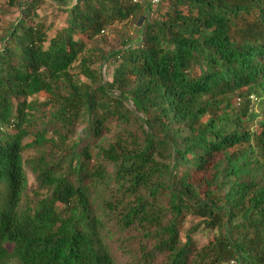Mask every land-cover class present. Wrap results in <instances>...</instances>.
Masks as SVG:
<instances>
[{
    "label": "trees",
    "instance_id": "obj_1",
    "mask_svg": "<svg viewBox=\"0 0 264 264\" xmlns=\"http://www.w3.org/2000/svg\"><path fill=\"white\" fill-rule=\"evenodd\" d=\"M143 1L6 0L0 264H264V0Z\"/></svg>",
    "mask_w": 264,
    "mask_h": 264
},
{
    "label": "rangeland",
    "instance_id": "obj_2",
    "mask_svg": "<svg viewBox=\"0 0 264 264\" xmlns=\"http://www.w3.org/2000/svg\"><path fill=\"white\" fill-rule=\"evenodd\" d=\"M25 1V0H24ZM30 1V0H26ZM74 1V0H72ZM139 3L143 2V0H137ZM151 8L153 9L152 15L157 14L159 10H163V5L161 3H155L154 0L150 1ZM61 6L58 2V0H44V3L41 7L40 14H43L47 18V22L52 24V33L53 31L61 28L63 26V22L61 19V14H57V17H55V11L60 9ZM62 9V8H61ZM0 10H4L5 13H0V31L2 28L6 27L8 23L12 22L17 18L18 16V11L16 10L15 7H9L6 0H0ZM135 28L134 22L131 20H128L125 23L122 24H117L113 28L109 29L105 33L101 34L93 44H90L89 47H95L97 51H94L93 53V61L95 63L92 65V68L98 71L102 77V80L104 82H109L110 81V76L108 73V68L102 62L99 60L100 59V54L107 55L108 53L118 50L123 46V43L126 38L131 36L133 30ZM237 104V102H235ZM130 108V106H128ZM30 139H27L26 141L28 142ZM33 156V151L28 150L24 153V157H32ZM28 177V195L29 198L31 199L33 197L34 192L37 191V186L34 182L33 176L31 173H27ZM189 227V223H186L183 226V229H187ZM211 237V234L207 233H198L194 236V240L197 244V246H202L207 244L209 238ZM122 264H128V262L125 263V259L121 258Z\"/></svg>",
    "mask_w": 264,
    "mask_h": 264
},
{
    "label": "built area",
    "instance_id": "obj_3",
    "mask_svg": "<svg viewBox=\"0 0 264 264\" xmlns=\"http://www.w3.org/2000/svg\"><path fill=\"white\" fill-rule=\"evenodd\" d=\"M159 0H154L155 3H157ZM133 3H137L138 1L137 0H132ZM239 100H237L238 102Z\"/></svg>",
    "mask_w": 264,
    "mask_h": 264
}]
</instances>
